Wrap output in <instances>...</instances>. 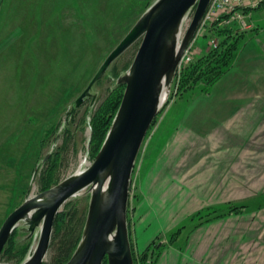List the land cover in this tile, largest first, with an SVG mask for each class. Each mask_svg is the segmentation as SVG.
<instances>
[{"label": "rangeland", "instance_id": "1", "mask_svg": "<svg viewBox=\"0 0 264 264\" xmlns=\"http://www.w3.org/2000/svg\"><path fill=\"white\" fill-rule=\"evenodd\" d=\"M153 1L0 0V226L25 198L92 162L93 116L109 101L139 42L95 83L92 104L91 98L79 107L72 103ZM199 26L184 51L190 60L176 70L132 171L127 223L134 264H264V187L258 182L264 169L257 164L252 173L264 154L236 150L243 135L231 140L237 126L225 127L226 117L208 119L216 124L212 132L205 116L198 118L204 105L220 101L224 88L264 86V4L251 10L245 27H236L241 38L229 69L208 89L192 78L180 89L185 65L207 57L217 43L205 24ZM252 41L262 51L252 53L256 58H249ZM227 127L236 132L228 140ZM208 130L210 138L200 134ZM88 203L84 190L60 212L75 213L84 224ZM22 225L13 239L18 248L27 244L25 254L0 255V264H19L34 250L39 231L29 236ZM50 255L49 246L45 262Z\"/></svg>", "mask_w": 264, "mask_h": 264}, {"label": "water", "instance_id": "2", "mask_svg": "<svg viewBox=\"0 0 264 264\" xmlns=\"http://www.w3.org/2000/svg\"><path fill=\"white\" fill-rule=\"evenodd\" d=\"M211 0H154L110 50L73 101L91 104L96 82L113 62L139 42L129 67L116 78L124 85L121 102L92 162L54 186L25 200L0 226V255L14 229L33 236L37 244L19 264H42L48 252L53 223L63 205L84 191L89 203L79 241L65 264H134L127 223L131 175L145 135L170 92L181 57ZM193 10L184 32L183 24Z\"/></svg>", "mask_w": 264, "mask_h": 264}, {"label": "trees", "instance_id": "3", "mask_svg": "<svg viewBox=\"0 0 264 264\" xmlns=\"http://www.w3.org/2000/svg\"><path fill=\"white\" fill-rule=\"evenodd\" d=\"M262 4L264 2L255 8L260 7ZM251 10L249 11L251 12ZM205 27L208 37H213L217 40V43L212 45L213 47L210 48L207 57L199 58L192 65H185L181 71L182 82L179 85L180 89L187 87L191 78L202 81L204 86H206L205 89L211 87L229 69L237 54L236 50L239 48V39L241 37L237 39L239 30L236 29L237 26L235 24L222 25L219 21H214L207 22ZM119 86H122L124 89V85L116 86L107 104H103L93 116L91 123L93 128L92 150L95 153L99 150L112 117L121 102L123 89L122 87L118 88ZM82 226V217H77L75 213L68 217L64 212H59L53 223L50 259L47 262L44 261L42 264H65L79 241ZM13 236L12 233L1 255L14 258L25 254L27 244L18 248ZM103 264H107L106 257L103 260Z\"/></svg>", "mask_w": 264, "mask_h": 264}, {"label": "crops", "instance_id": "4", "mask_svg": "<svg viewBox=\"0 0 264 264\" xmlns=\"http://www.w3.org/2000/svg\"><path fill=\"white\" fill-rule=\"evenodd\" d=\"M251 46H254V48L251 49L252 51L250 50L251 53L249 55V58L257 57L252 53L260 56V52L262 53V51H264H260V44H257L254 41H252L249 48ZM248 63L250 62L247 61L246 66H248ZM244 71L246 72V69ZM254 72L255 70H253L252 74H255ZM247 73L250 74L249 71ZM220 92V101H215V103H217V107L213 106V104L215 103L204 105V107L202 108L204 112L198 114V118H200L201 116H205V119L207 120L206 125H208L212 132L211 127H214L216 124H210L208 119L216 121V119L218 118L217 116L219 115L222 117H226L227 122L223 124L225 127L227 126V124L228 126H237V133L234 131L233 127L226 128L225 132L223 133L224 135L226 134V139H229L231 133H236V138L231 137V140L240 141V139H242V136L240 135H243V141L241 142V145L238 144L235 149L239 150L240 152L256 149L258 152H261L259 156L262 158L264 154V86L258 85L252 86V88H248V86H246L244 87L243 91L236 92H234L233 89L225 90L224 88ZM223 131L224 130L220 131V133ZM211 132H209V130L207 132L200 131V134L205 135L207 138H210ZM257 164H259V169H264V162L259 161V163H254V169H252L253 174H255L254 170ZM247 165H249V162H247ZM242 166L240 167V169L242 168ZM248 169L250 168L247 167L246 169L243 168L242 170ZM258 182L259 185L262 183L264 187V178H261V181L259 178ZM261 188L262 186L260 187V189ZM259 195L260 194L256 193L255 195H253V198H260ZM251 198L252 197H250L249 199ZM239 201H244V199L236 200L235 202Z\"/></svg>", "mask_w": 264, "mask_h": 264}, {"label": "built area", "instance_id": "5", "mask_svg": "<svg viewBox=\"0 0 264 264\" xmlns=\"http://www.w3.org/2000/svg\"><path fill=\"white\" fill-rule=\"evenodd\" d=\"M262 2L264 0H211L202 17L200 26L207 22L219 21L222 25L235 24L237 27H245L250 14L249 10L257 7ZM186 53H183L177 69L181 68L182 60H190Z\"/></svg>", "mask_w": 264, "mask_h": 264}, {"label": "bare ground", "instance_id": "6", "mask_svg": "<svg viewBox=\"0 0 264 264\" xmlns=\"http://www.w3.org/2000/svg\"><path fill=\"white\" fill-rule=\"evenodd\" d=\"M188 22H189V16H188V18H186V20H185V22H184V24H183V32H184V30H185V28H186ZM85 162H86V161H85ZM86 163H87V162H86Z\"/></svg>", "mask_w": 264, "mask_h": 264}]
</instances>
